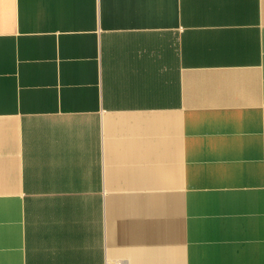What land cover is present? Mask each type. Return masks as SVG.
<instances>
[{"label": "crops", "instance_id": "crops-1", "mask_svg": "<svg viewBox=\"0 0 264 264\" xmlns=\"http://www.w3.org/2000/svg\"><path fill=\"white\" fill-rule=\"evenodd\" d=\"M0 264H264V0H0Z\"/></svg>", "mask_w": 264, "mask_h": 264}]
</instances>
